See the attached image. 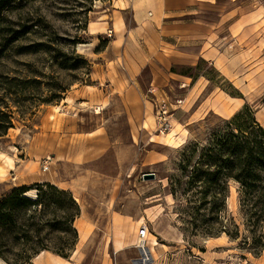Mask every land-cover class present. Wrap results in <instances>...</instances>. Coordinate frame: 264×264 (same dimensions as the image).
<instances>
[{
  "label": "rangeland",
  "instance_id": "obj_1",
  "mask_svg": "<svg viewBox=\"0 0 264 264\" xmlns=\"http://www.w3.org/2000/svg\"><path fill=\"white\" fill-rule=\"evenodd\" d=\"M106 2L0 0V110L11 116L0 153L13 162L2 163L0 200L32 187L21 180L33 176L69 192L86 232L81 238L75 219L78 238L64 264H264V243L254 250L242 242L240 185L229 181L225 200L235 238L216 229L217 188L202 202V184L191 180L210 131L244 106L264 128V0H219L217 10L176 20L189 42L168 38L169 58L147 62L136 90L114 87L124 65L110 49L114 29L97 28ZM189 46L208 53L188 57ZM63 54L76 69L62 67ZM6 249L15 264H38L36 255L23 259L21 245Z\"/></svg>",
  "mask_w": 264,
  "mask_h": 264
},
{
  "label": "trees",
  "instance_id": "obj_2",
  "mask_svg": "<svg viewBox=\"0 0 264 264\" xmlns=\"http://www.w3.org/2000/svg\"><path fill=\"white\" fill-rule=\"evenodd\" d=\"M71 54L75 55L74 51ZM75 57L89 68L87 61L79 55ZM63 58L62 67L77 68L75 64L67 65L66 54ZM10 127L11 116L0 110V135ZM208 137V143L192 166L191 180L202 184L199 192L202 202H207V196L217 188L220 209L216 229L235 238L240 234L239 227L227 213L225 200L228 182L238 183L240 211L246 227L242 242L251 249H261L264 243V128L252 110L244 106L231 119L211 130ZM31 188L37 189L34 199L25 195ZM79 213V205L72 195L48 182L13 188L0 200V258L8 264L16 263L8 257L6 249L13 244L23 247V259L43 250L68 257L78 238L73 223Z\"/></svg>",
  "mask_w": 264,
  "mask_h": 264
},
{
  "label": "crops",
  "instance_id": "obj_3",
  "mask_svg": "<svg viewBox=\"0 0 264 264\" xmlns=\"http://www.w3.org/2000/svg\"><path fill=\"white\" fill-rule=\"evenodd\" d=\"M218 2L219 0H107L101 12V16L105 19L102 18L97 22V28L102 30L104 26H107L115 31L114 39L110 41V49L113 53L119 51L124 72L119 73V77L115 78L114 87L121 88L123 85V90H136L137 78L142 68L149 66L147 62L169 58L163 51L169 48L168 38L173 37L176 40H183L184 43L189 42L181 38V34H187V31L181 30L182 25L176 20L195 16L206 9L216 8L217 10L215 5ZM140 45L144 50L140 48ZM188 49L190 50L187 52L188 57L193 54H197V57L204 56L208 53L207 50L195 53L191 46ZM25 179V181L21 180L23 184L50 182L60 186L58 182L47 178L33 176L31 179L28 177ZM45 257L46 255L43 256L44 259L41 258L43 259L41 264H52Z\"/></svg>",
  "mask_w": 264,
  "mask_h": 264
},
{
  "label": "bare ground",
  "instance_id": "obj_4",
  "mask_svg": "<svg viewBox=\"0 0 264 264\" xmlns=\"http://www.w3.org/2000/svg\"><path fill=\"white\" fill-rule=\"evenodd\" d=\"M93 23V22H92ZM92 23H90V24H92ZM90 33L92 34V33H94V31H93V28L91 27L90 28ZM55 107V109L57 108V106H54ZM0 161H1V166H0V177H4L6 174H5V171L6 170H4V168H2L3 166V164H6V167H10V168H12L13 167V162H12V159L10 158V157H8L7 155H5V154H3V153H0ZM3 163V164H2ZM25 195H27V194H25ZM77 228H78V230H79V232L81 233V238H83L84 236H85V232H86V230L84 229V223H83V221L82 220H80V219H78L76 222H75V224H74ZM117 243V242H116ZM123 243V242H122ZM153 243H155L156 244V242H153ZM114 245V244H113ZM118 246H119V244H118ZM126 246V245H125ZM122 246H120V247H118L117 249H116V251H118V250H121L122 248H121ZM144 247V246H143ZM124 248V247H123ZM46 252V257H45V259L48 261V262H50V263H52V264H64L65 263V260H64V258H62V257H60V256H58V255H52L49 251H46V250H43V251H41L40 253H38L36 256H35V259H37L38 260V264H41L42 263V261L41 260H43L44 258L41 256L42 254H44ZM144 252H145V248H144ZM41 258H43V259H41ZM40 261H41V263H40ZM0 264H6L3 260H1L0 259Z\"/></svg>",
  "mask_w": 264,
  "mask_h": 264
},
{
  "label": "built area",
  "instance_id": "obj_5",
  "mask_svg": "<svg viewBox=\"0 0 264 264\" xmlns=\"http://www.w3.org/2000/svg\"><path fill=\"white\" fill-rule=\"evenodd\" d=\"M107 37H111L112 34H113V31L111 28L107 29L106 30V33ZM163 114L165 113V111L162 112ZM162 114V115H163ZM161 115V116H162ZM159 122L160 123V128L163 130V131H166L167 129L170 128V124L169 122L167 121L166 117L164 119H162V117H160L159 119ZM49 166H50V162H49V159H44L42 162H41V169L43 172H47L49 170ZM148 234V229L146 226H141V228L138 230V240L139 242L143 243L146 239V236Z\"/></svg>",
  "mask_w": 264,
  "mask_h": 264
},
{
  "label": "water",
  "instance_id": "obj_6",
  "mask_svg": "<svg viewBox=\"0 0 264 264\" xmlns=\"http://www.w3.org/2000/svg\"><path fill=\"white\" fill-rule=\"evenodd\" d=\"M147 176H152L151 174L147 175Z\"/></svg>",
  "mask_w": 264,
  "mask_h": 264
}]
</instances>
